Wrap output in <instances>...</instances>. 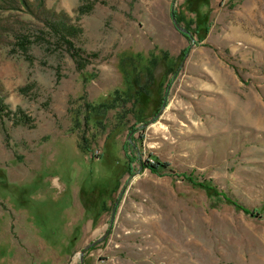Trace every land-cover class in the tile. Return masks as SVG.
Wrapping results in <instances>:
<instances>
[{
    "label": "rangeland",
    "instance_id": "rangeland-1",
    "mask_svg": "<svg viewBox=\"0 0 264 264\" xmlns=\"http://www.w3.org/2000/svg\"><path fill=\"white\" fill-rule=\"evenodd\" d=\"M87 4L0 0V264H81L124 187L84 264H264V0ZM116 90H142L136 130L86 122Z\"/></svg>",
    "mask_w": 264,
    "mask_h": 264
},
{
    "label": "trees",
    "instance_id": "trees-1",
    "mask_svg": "<svg viewBox=\"0 0 264 264\" xmlns=\"http://www.w3.org/2000/svg\"><path fill=\"white\" fill-rule=\"evenodd\" d=\"M100 1L101 0H88V4L86 6L82 5L80 7V11L82 13L89 12L93 9L94 5ZM173 13L175 14V18L177 19V21L179 23L181 19L179 18L177 11L173 10ZM185 28H187L189 30V32L191 34V38H193V34H192L193 32L190 29V27L186 26ZM204 36H205V33L203 35H201V38ZM67 41L70 44V47H72V49H75L73 46V43L70 40H67ZM79 66L81 68H83L85 65L80 64ZM85 79H86V77H85ZM141 92H142V90L140 92L138 90L134 94H129L128 92L122 93L119 90H116L112 97H110L109 99H107L103 102H100L98 104H88L87 103V106L89 109L87 113L89 116H86V118H85L86 122H88L89 124L95 125V123H98V121L100 120V117L102 115L106 117V115L109 111L115 110L116 111L115 117L117 119L118 118L123 119V118L127 117V115L132 114L133 118H134V123H133V125H131L130 124L131 120H129L128 125H129L130 129L136 130L137 128L135 126L138 122H140V117H141L140 112L138 110H136V107H140V109L143 107V104H141L139 102L140 100H138L139 99V93H141ZM82 141L83 142H81V144H80L81 148L86 150V151H90V149L86 145V142H88V139L82 136ZM129 146H130V148H129ZM123 149L125 151V156L127 158V164H128V168H127L128 171L127 172L131 173L133 163H134V159L139 158V157L135 156L133 158L131 156L132 153L129 151V149L136 150V147L132 143V141H127L124 143ZM142 165H144L145 167H148L152 172L157 173V174L182 177V178L188 180L189 182H191L194 186H197V187L204 189L205 192L209 196L219 198V199L223 200L224 202L228 203L229 205L233 206L234 208L242 210L243 212H245L247 214H252L255 216V215H258L260 212V209H254V210L249 209L248 207H246L245 205H243L239 201H237V200L231 198L230 196H227L226 194L222 193L218 189V187L215 184H213L212 182L200 181L193 174L178 173L175 170L168 167L169 165L167 163H164V162H161L160 160H158V158H156L153 161L148 160L147 163H143ZM167 169H170V170L168 171Z\"/></svg>",
    "mask_w": 264,
    "mask_h": 264
},
{
    "label": "water",
    "instance_id": "water-1",
    "mask_svg": "<svg viewBox=\"0 0 264 264\" xmlns=\"http://www.w3.org/2000/svg\"><path fill=\"white\" fill-rule=\"evenodd\" d=\"M172 20H173V23L175 24V27L180 30L182 33L188 35L189 37H191V34L189 32V30L183 26H181L177 19L175 18V14L172 13ZM188 55V53H186V56ZM167 96H168V92H166V96L164 98V101H163V105H162V108L161 110L158 112V114H156V116L154 118H152L150 121L144 123L142 125V127H145V126H148L150 125L151 123H153L162 113L163 109L167 106ZM133 131H131L132 133ZM125 191V187L123 188V190L121 191V194L119 195V198L117 199V201L115 202V206L113 208V211H112V218H111V221H110V227L108 228L107 232L100 238H98L97 240H94L93 242L89 243L87 246H85L82 250H81V253H80V259H81V264H84V259H85V255L87 253V251L92 248L93 246L97 245L98 243L104 241L107 239L108 235L110 234L111 232V229L113 227V223L115 221V217H116V213H117V209H118V206H119V203H120V200L123 196V193Z\"/></svg>",
    "mask_w": 264,
    "mask_h": 264
}]
</instances>
